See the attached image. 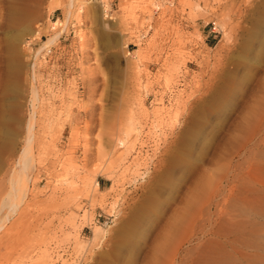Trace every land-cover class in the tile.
<instances>
[{
    "label": "rangeland",
    "instance_id": "1",
    "mask_svg": "<svg viewBox=\"0 0 264 264\" xmlns=\"http://www.w3.org/2000/svg\"><path fill=\"white\" fill-rule=\"evenodd\" d=\"M72 1L0 0V264H264V0Z\"/></svg>",
    "mask_w": 264,
    "mask_h": 264
},
{
    "label": "bare ground",
    "instance_id": "2",
    "mask_svg": "<svg viewBox=\"0 0 264 264\" xmlns=\"http://www.w3.org/2000/svg\"><path fill=\"white\" fill-rule=\"evenodd\" d=\"M6 1V0H5ZM35 3H36V0H9V3H8V5H7V14H8V24L9 25H11L14 21H19L20 23H23V24H27L29 21H30V19H31V16H32V11H34L33 10V8H34V6H35ZM72 5H73V1L72 0H68V2H67V5H66V8H65V18H64V24H65V22H66V20L69 18V16H71V9H72ZM105 6V5H104ZM105 11L107 10V8H105L104 9ZM58 21V20H57ZM57 21L54 23V24H52L53 26L57 23ZM63 25V24H62ZM64 28V27H63ZM59 34H60V30L59 31H54L48 38H47V40H45L44 42H43V44H41L42 46H40V48L39 49H37L36 51H35V53H33V57L32 58H34V60H35V58L37 57L36 55L39 53V51H40V49L41 48H44V47H46V46H49V45H51L55 40H58L59 39ZM33 69H34V62H32V64H31V66H30V72H31V76H32V78L31 79H34V71H33ZM14 86V85H13ZM9 87V86H8ZM35 88H33L32 87V89H31V93H32V96H31V98L29 99L30 101H31V111H30V114H29V118H28V120H27V123H26V137H25V141H26V143H25V145L22 147V150H21V152H20V154H19V156H18V158H17V162H16V169L11 173V176H10V178H9V184H10V190H9V192H8V194L6 195V198H5V200H4V204H6L7 205V207H8V211L10 212V213H13V212H15L16 211V209H17V207H18V202H17V199H19V201H22L23 200V198L25 197V194H26V191H27V183H28V180H29V174H28V170L32 167V163H31V157H30V154H29V152H30V145H31V143L33 142V137H34V132H33V130H34V126H35V110H34V103H35V101H36V99H38L37 98V93L35 92V90H34ZM256 105V104H255ZM254 105V106H255ZM258 108V107H257ZM256 107H255V109H257ZM254 109V108H253ZM254 112H255V110H253ZM254 113H252V115H253ZM7 132V131H6ZM11 134V133H10ZM11 137V136H10ZM8 138V137H7ZM122 141V140H121ZM6 145H8V144H6ZM40 158V157H39ZM212 176V175H211ZM211 177L209 176V178L208 179H210ZM213 179V178H212ZM209 182V181H208ZM215 181L213 180V182L212 183H214ZM207 183V182H206ZM206 183H204V187L207 185ZM206 184V185H205ZM210 184V182L208 183V185ZM212 187V186H211ZM206 188H208L207 186H206ZM215 189H214V193H215V190H216V187H214ZM207 190V189H206ZM213 189H211V191H212ZM208 191V190H207ZM210 190L208 191V192H206V195H208L210 192H211ZM196 192V191H195ZM203 192V191H202ZM201 192V193H202ZM213 192V191H212ZM210 193V196L211 197H213V195H214V193ZM198 193L199 192H197V195H198ZM213 194V195H212ZM196 196V195H195ZM194 196V197H195ZM193 195H192V199H190V200H192L191 202H190V204H189V207L191 206V204L192 205H194L195 204V209H196V204H197V202H198V204L197 205H199V201H197L199 198H202V197H200V196H197L198 197V199L197 200H194L193 198ZM205 197V196H204ZM208 197H209V195H208ZM206 198H207V196H206ZM203 199H205V198H203ZM203 199H202V201H203ZM209 199V198H208ZM189 200V201H190ZM200 200V199H199ZM210 200V199H209ZM208 200V201H209ZM207 201V202H208ZM206 202V201H205ZM3 204V203H2ZM201 204H203V203H201ZM210 206V205H209ZM188 207V208H189ZM190 209H191V207H190ZM199 209H200V207H199ZM198 210V209H197ZM196 210V211H197ZM196 211H194V213L196 212ZM192 215V214H191ZM201 215V214H200ZM206 217H207V215L206 214H204ZM188 216H190V214L188 215ZM187 216V217H188ZM204 216V218L205 219H207L206 217ZM186 217V218H187ZM6 218H7V216L4 218V221L6 220ZM185 218V217H184ZM199 218V216L197 215V214H193L192 216H191V221H190V223H192L191 225H192V227L194 226V230H193V232L195 231V229H196V225H197V223H198V219ZM203 218V215H202V217L200 218V219H202ZM8 219V218H7ZM188 219H190V217L188 218ZM187 219V220H188ZM204 219V220H205ZM180 220H182L181 218H180ZM180 220H178V221H180ZM3 221V222H4ZM186 221V220H185ZM1 223H2V221H1ZM181 223L182 222H180V225H181ZM185 223V222H184ZM189 223V222H188ZM205 222H203L202 224H204ZM4 224V223H3ZM175 224H177V223H175ZM183 224V223H182ZM178 225L179 224H177V227H178ZM200 226H201V224H200ZM2 227V224H0V228ZM198 227V226H197ZM203 227V226H202ZM199 228V227H198ZM199 230H200V228H199ZM202 230V229H201ZM180 231V230H179ZM178 232V231H177ZM222 232V231H221ZM220 232V233H221ZM195 234V233H194ZM227 234V233H226ZM222 235H224V234H222ZM178 243H180V242H178ZM165 244V243H164ZM163 244V248L161 247V250L163 249V251H164V249L166 248V246H167V244H165L164 245ZM181 244V243H180ZM222 244V243H221ZM160 245L162 246V244L160 243ZM177 245V244H176ZM175 245V251L177 252L178 251V249L180 248V245H178V246H176ZM206 245V244H205ZM164 246H165V248H164ZM159 249V248H158ZM166 250V249H165ZM163 251H159L158 250V252L159 253H161L162 254V252ZM165 254V253H164Z\"/></svg>",
    "mask_w": 264,
    "mask_h": 264
},
{
    "label": "built area",
    "instance_id": "3",
    "mask_svg": "<svg viewBox=\"0 0 264 264\" xmlns=\"http://www.w3.org/2000/svg\"><path fill=\"white\" fill-rule=\"evenodd\" d=\"M60 17H61V16H58V15L55 16L54 13L50 14V15L47 17V20H48L49 25H50L49 31L52 30V27H53L52 24H54L58 19H60ZM212 23H213V30H215V29H216V25H215L214 22H212ZM67 31H69L68 34H71V33H72L73 36L75 35L76 30H75V26H74L73 23L69 24V25L67 26L66 30H63V31H62V33L60 34V39H61L63 36H66ZM60 39H59V40H60ZM55 45H56V44L53 43V44H51V45H49V46L44 47L43 50H42V52H41V56H40V58L45 59L46 57L51 56V55L53 54V52H54Z\"/></svg>",
    "mask_w": 264,
    "mask_h": 264
}]
</instances>
